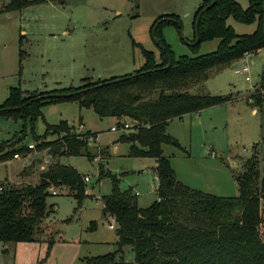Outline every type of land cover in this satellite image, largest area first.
<instances>
[{"label": "rangeland", "instance_id": "1", "mask_svg": "<svg viewBox=\"0 0 264 264\" xmlns=\"http://www.w3.org/2000/svg\"><path fill=\"white\" fill-rule=\"evenodd\" d=\"M202 1L41 0L7 11L1 10L0 0V103L12 85L31 91L80 85L84 77L96 80L135 71L144 64L143 47L153 49L157 55L160 53L151 26L164 13H175L180 18V27L174 23L162 26L177 56L214 50L220 41L218 37L203 40L197 49L193 48L194 16ZM239 1L243 6L249 4V0ZM228 22L238 33L251 32L257 26V21H238L232 15ZM21 35L25 53L28 51L23 64L19 52ZM246 62L251 64L252 80L237 71ZM263 71L264 47L216 68L198 86L188 87L190 92L230 98L169 122L168 132L182 146L164 143L163 149L171 159L177 179L219 195L239 194L238 176L245 170V160L254 150L264 154V103L253 104L249 100L254 85L261 82ZM157 95L158 92H152L147 98ZM42 112L34 130L28 126L26 136L16 147L38 143L35 134H43L47 122L59 123L66 119L74 126L83 122L85 131L100 133L97 140H89L99 162L120 177L122 187L132 186L139 192V205L148 206L158 197L157 158L129 153L131 143L119 140V136L131 128L111 129L118 118L100 116L92 107L80 106L77 100L48 102L42 106ZM125 119L133 122L128 116ZM21 129V120L0 117V140H16ZM55 137L56 134L49 135V138ZM102 147H108L109 154L103 153ZM58 159L75 166L83 176L90 175L91 179L86 180L87 196L79 205L70 189L53 185L58 193H51L47 198L49 204L55 203L45 218L49 222L47 232L41 239L32 241L6 244L0 239V264H83L86 257L114 249L118 239L117 222L105 213L102 199L111 191L112 180L110 176L99 177V162L95 158L74 153L57 155L37 145L20 152L18 158L0 161V182L7 180L15 185L36 182L41 171ZM262 203L264 210V199ZM261 231H264V219ZM49 238L53 239L50 249ZM124 257L134 260L131 246L126 247Z\"/></svg>", "mask_w": 264, "mask_h": 264}, {"label": "trees", "instance_id": "2", "mask_svg": "<svg viewBox=\"0 0 264 264\" xmlns=\"http://www.w3.org/2000/svg\"><path fill=\"white\" fill-rule=\"evenodd\" d=\"M40 1L4 0L1 10L20 9ZM231 15L238 21H257L256 29L238 33L228 22ZM197 20L200 41L194 43L193 48L197 49L203 40L218 37L220 41L214 50L177 56L162 26L174 23L180 27V18L175 13H164L151 26L160 53L157 55L153 49L143 47L145 61L135 71L96 80L84 77L80 85L50 89L30 91L12 85L0 103V117L22 121L16 140H0V161L30 149L28 145H16L26 136L28 126L34 130L44 104L62 100H77L80 106L92 107L100 116L135 119V125L130 131L121 133L119 140L131 143V155L157 158L158 197L148 206L139 205L133 187H122L120 177L99 162V177L110 176L112 180L111 191L102 196L103 209L115 218L118 239L113 250L86 257L83 264H264V231H261L264 154L254 150L245 160V170L238 176V195H219L193 188L177 179L171 159L163 149L164 143L182 146L167 130L173 118L230 98L222 94L190 92L188 87L203 83L213 70L231 64L246 51L264 47V0H249L247 6L239 0H203L194 16L195 39ZM23 54L20 47V59ZM260 85L264 87V71ZM259 89L256 87L249 97L253 104L264 103ZM152 92L158 95L147 98ZM74 128L66 119L59 123L47 122L44 133L35 134L38 148L49 147V151L57 155L74 153L95 158L97 154L89 145L90 139L75 132ZM92 132L88 129L86 134ZM50 134L57 137L49 138ZM259 144L256 143L254 149ZM101 150L109 154L108 147ZM53 185L70 189L79 205L87 196L84 176L75 166L59 159L42 170L36 182L21 185L7 180L0 182L2 241L8 244L41 239L49 228L45 218L55 205L47 201L53 193ZM52 244L53 239L49 238V249ZM127 246L135 253L132 261L124 257Z\"/></svg>", "mask_w": 264, "mask_h": 264}, {"label": "built area", "instance_id": "3", "mask_svg": "<svg viewBox=\"0 0 264 264\" xmlns=\"http://www.w3.org/2000/svg\"><path fill=\"white\" fill-rule=\"evenodd\" d=\"M1 1H4V0H1ZM251 52L252 51H246L245 54H248L249 55ZM237 71L238 72L245 73L246 74V78L248 80H252L251 64L249 62H246L242 67L238 68ZM257 87H260V89H259L258 92H260V94L264 98V87H261V85H259ZM128 118H130L133 122L131 123V122L127 121V119H125V117H122L120 119H117V124H114L111 127V129L112 130H122V131H124V130H127L128 128H132L135 125L136 120L133 119V118H131V117H128ZM73 130L75 132H78V133H83V135L86 136V137H88L89 139H93L94 138V139L97 140L98 139V136L100 134L99 132L96 133L94 131L92 133H87L86 134L87 131H85V126H84L83 122H81L78 126H75V128ZM28 146L30 148H35L37 146V143L30 142L28 144ZM45 148H49V147H45ZM15 157H17V158L20 157V152L15 153ZM95 159L98 160V162H99V156L96 155L95 156ZM48 162H50V161L48 160ZM156 177L158 178V181H159V177H158L157 174H156ZM84 179L85 180H90L91 177H90V175L86 174V175H84ZM51 189H52V192L53 193H57V190L53 186H51ZM136 193L138 194L139 192L136 191ZM111 226H113V224H111Z\"/></svg>", "mask_w": 264, "mask_h": 264}, {"label": "crops", "instance_id": "4", "mask_svg": "<svg viewBox=\"0 0 264 264\" xmlns=\"http://www.w3.org/2000/svg\"><path fill=\"white\" fill-rule=\"evenodd\" d=\"M25 35V34H24ZM24 40L22 39V44H21V46L20 47H22V49H23V51H24V57L22 58V59H20L21 61H20V63H22L23 64V59L27 56V54H28V51H27V54L25 53L26 52V49H25V47L23 46L24 45V42H23ZM19 50H20V48H19ZM20 52V51H19ZM261 84V82L260 83H258V84H256V85H254L255 86V88L257 87V86H259ZM55 87H57V86H55ZM52 88H54V87H52ZM48 89H50V88H48ZM201 111V110H200ZM199 112V111H198ZM8 161H10V160H8Z\"/></svg>", "mask_w": 264, "mask_h": 264}, {"label": "water", "instance_id": "5", "mask_svg": "<svg viewBox=\"0 0 264 264\" xmlns=\"http://www.w3.org/2000/svg\"><path fill=\"white\" fill-rule=\"evenodd\" d=\"M167 18L175 20L174 17H167ZM159 22H160V20L158 21V23H159ZM196 29H197V37H196V41H195V43L198 42V41H200L199 21H198V20H197V22H196Z\"/></svg>", "mask_w": 264, "mask_h": 264}]
</instances>
